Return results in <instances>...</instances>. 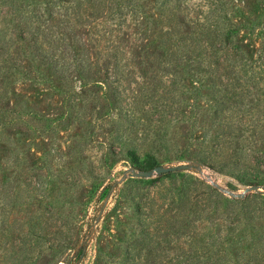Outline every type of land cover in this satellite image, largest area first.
<instances>
[{"label": "rangeland", "instance_id": "1", "mask_svg": "<svg viewBox=\"0 0 264 264\" xmlns=\"http://www.w3.org/2000/svg\"><path fill=\"white\" fill-rule=\"evenodd\" d=\"M0 264H264V0H0Z\"/></svg>", "mask_w": 264, "mask_h": 264}, {"label": "water", "instance_id": "2", "mask_svg": "<svg viewBox=\"0 0 264 264\" xmlns=\"http://www.w3.org/2000/svg\"><path fill=\"white\" fill-rule=\"evenodd\" d=\"M164 169H159V171H163Z\"/></svg>", "mask_w": 264, "mask_h": 264}]
</instances>
